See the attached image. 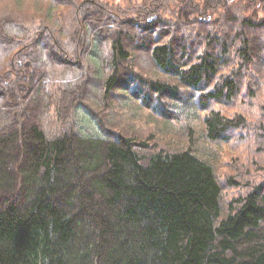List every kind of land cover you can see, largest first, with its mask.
<instances>
[{
    "label": "trees",
    "instance_id": "trees-1",
    "mask_svg": "<svg viewBox=\"0 0 264 264\" xmlns=\"http://www.w3.org/2000/svg\"><path fill=\"white\" fill-rule=\"evenodd\" d=\"M47 2L0 13V264H264V0ZM115 92L105 140L88 98L107 118ZM166 100L237 142L229 175L189 126L166 140ZM140 109L165 128L136 131Z\"/></svg>",
    "mask_w": 264,
    "mask_h": 264
},
{
    "label": "rangeland",
    "instance_id": "rangeland-1",
    "mask_svg": "<svg viewBox=\"0 0 264 264\" xmlns=\"http://www.w3.org/2000/svg\"><path fill=\"white\" fill-rule=\"evenodd\" d=\"M48 2L47 0H0V13H2L4 10H9L10 7L14 8L15 13L21 17V18H29L32 16H38V15H42L47 9H48ZM61 11V9H60ZM125 21H128L125 20ZM125 21H121V22H125ZM65 58V55L64 57ZM137 65L141 68L140 74L148 79L154 78L152 77V75L148 72L150 69V66L146 60V56L145 55H137L136 56V61ZM82 61L81 60H77V64L78 65H82ZM92 81V80H91ZM92 87H96L95 82H91L89 83V85L87 86V89L93 93L94 90ZM131 90V89H130ZM132 91V90H131ZM133 95V93H132ZM130 95V96H132ZM133 97V96H132ZM130 97V98H132ZM112 100L115 102V104H112V108L114 107L115 112H111L108 110L109 115L107 118L105 117L106 115H104L105 110H103L101 107L98 106H93L92 101L88 98L89 103L92 105L88 106L87 105V109L86 112H88L90 114V116L92 118H95L96 116H98V114H102V116L104 117V119L106 120L105 125H103V136L105 140H112L113 136L112 134L117 132L120 135V130L121 127L118 129L119 125H118V121L116 120L118 117V112L121 111L120 105H119V101L121 99H129V97H122L121 95H119V93L115 92L114 94L111 95ZM129 103H132V101H128ZM165 104H169L170 106V116H172V121L168 123L167 128L170 129L169 133L165 134L164 137L166 138V140L168 141V139H176L181 140V139H186V136L184 135L185 133H187L186 127L189 126L192 130H193V138L196 142V145L199 148H210V150L214 153V151H217V154H215L216 156V162L219 163L221 162V165L218 166V170L217 173L221 176H227L230 174V170L227 169V162L229 163V160H231V155L232 153H234L235 149H234V145L237 143L236 141L232 142L231 140L226 143L227 146L222 145L221 147L216 145L215 143H208L206 141H204L201 138L200 135V130H201V123L200 120L198 119V117L203 118L204 113L202 111H193L192 109L188 108L185 109L183 108L181 105H174L173 103H171V101H164ZM81 106V104H80ZM79 106V107H80ZM234 108L235 107H229L226 109H223V113L227 116L233 117L234 115ZM237 111V109H235ZM71 113V111H69V114ZM81 113L77 112V116L79 115V118L77 117L75 119V116L73 115V119H75V127L77 129H81V130H87L89 132H91V129H94V122L93 121H88L87 119H85L84 117L80 116ZM148 111L147 110H143L140 109L138 112V115L141 117V119H136L133 120L131 124V126H133L135 128V130L137 131L136 128H139V130L142 131H157L158 127H162L165 128V124L166 122L163 121L165 118H161L158 117L159 119L157 120V122H154L153 119L151 117H149L148 115ZM187 115V116H186ZM82 119V120H81ZM135 119V118H133ZM161 119V120H160ZM180 119V120H178ZM111 120V121H110ZM73 123V121L69 122V125ZM97 128V127H96ZM239 133V132H237ZM46 135L51 138L52 133H46ZM241 135V134H240ZM239 134L237 135L240 136ZM225 191V189H224ZM237 190H231L228 189L225 192V195H233Z\"/></svg>",
    "mask_w": 264,
    "mask_h": 264
}]
</instances>
